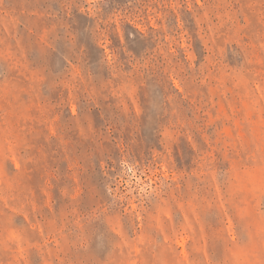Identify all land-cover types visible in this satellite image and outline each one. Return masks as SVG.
I'll return each instance as SVG.
<instances>
[{"label": "rangeland", "instance_id": "rangeland-1", "mask_svg": "<svg viewBox=\"0 0 264 264\" xmlns=\"http://www.w3.org/2000/svg\"><path fill=\"white\" fill-rule=\"evenodd\" d=\"M0 264H264V0H0Z\"/></svg>", "mask_w": 264, "mask_h": 264}]
</instances>
